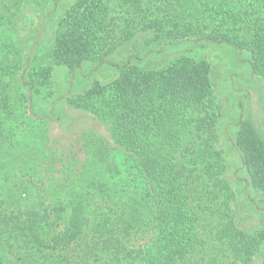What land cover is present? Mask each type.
<instances>
[{"label":"trees","instance_id":"obj_1","mask_svg":"<svg viewBox=\"0 0 264 264\" xmlns=\"http://www.w3.org/2000/svg\"><path fill=\"white\" fill-rule=\"evenodd\" d=\"M29 1L0 0V264H224L207 257L211 236L199 229L211 201L218 204L213 228L228 241L231 264L264 256V229L238 225L206 58L180 55L144 67L136 62L144 57L133 56L114 78L72 96L75 106L110 123L117 148L97 140L90 163H52L46 134L58 101L49 74L31 72L30 53L16 37ZM73 1L54 41L57 61L71 68L102 61L147 33L146 42L155 41L149 55L227 44L246 51L264 78V0ZM44 3L52 9L59 2ZM239 107L233 146L246 177L237 189L261 208L264 141L244 118V102ZM63 214L67 224L58 229ZM138 234L148 239L133 243Z\"/></svg>","mask_w":264,"mask_h":264},{"label":"rangeland","instance_id":"obj_2","mask_svg":"<svg viewBox=\"0 0 264 264\" xmlns=\"http://www.w3.org/2000/svg\"><path fill=\"white\" fill-rule=\"evenodd\" d=\"M38 1L42 2L38 3ZM44 1L46 0L27 2L24 8L25 17L18 25L16 37L20 39L24 54L29 55L33 51L30 56L31 72L35 76L37 73L39 76L49 74L53 91L51 98L58 101L56 119L47 126L49 130L46 134L47 151L52 156V163L59 164L60 162L63 166L70 160L81 164L90 163L91 146L97 140H104L111 148H117L111 135L110 123L78 108L69 99L91 86L95 81L104 83L114 78L118 75L119 65L130 56L137 54L144 57L136 61L144 67L163 66L173 57L180 55L197 59L206 58L211 63L212 83L221 106L220 144L227 159V175L237 191L238 225L245 230L264 229V196L256 197V203L260 204L261 208L253 207L246 200L245 193L237 189L241 182L239 177L245 178L246 174L241 169L238 152L233 146L241 112L240 101L245 105L244 118L254 126L264 141V78L253 72L248 53L227 44L191 43L161 54L149 55L148 46L155 41L149 39V42H146L149 34L139 33L130 41L127 40L118 45L102 61L92 58L86 60L82 68H71L57 61L54 55V41L60 27V20L74 1L59 0L56 13H51V7L49 5L45 7ZM18 71L17 78L20 80L21 72ZM72 76H76L73 85L71 84ZM43 95H45L44 92L38 94L40 98ZM15 96L17 97L16 94ZM38 101L41 102V100ZM39 126L41 129L44 128L42 124ZM117 155L118 158H124L122 153H117ZM71 157L73 159H70ZM58 167L57 165L56 168ZM40 174V177L45 179L46 174L41 172ZM217 207L218 204L211 201L206 211L200 213L202 226L199 229L201 236H211L212 248L210 247L207 257L215 256L220 262L231 264L233 258L228 241L213 228L217 218ZM60 224L58 229L66 227L67 214H63ZM146 239L148 235L138 234L133 238V243L139 244ZM263 257L259 256L254 264H263Z\"/></svg>","mask_w":264,"mask_h":264},{"label":"flooded vegetation","instance_id":"obj_3","mask_svg":"<svg viewBox=\"0 0 264 264\" xmlns=\"http://www.w3.org/2000/svg\"><path fill=\"white\" fill-rule=\"evenodd\" d=\"M57 2H59V0H57ZM57 6H58V4L55 5L54 7H52L51 13L56 10ZM133 56H138V55L137 54H134V55L130 56L128 59H131ZM81 68H82V66H81ZM75 78H76V76H72V80H71V84L72 85L75 83ZM263 263H264V261H263Z\"/></svg>","mask_w":264,"mask_h":264},{"label":"water","instance_id":"obj_4","mask_svg":"<svg viewBox=\"0 0 264 264\" xmlns=\"http://www.w3.org/2000/svg\"><path fill=\"white\" fill-rule=\"evenodd\" d=\"M33 51L30 53V56L32 55Z\"/></svg>","mask_w":264,"mask_h":264}]
</instances>
